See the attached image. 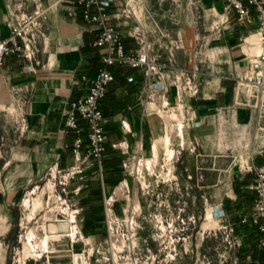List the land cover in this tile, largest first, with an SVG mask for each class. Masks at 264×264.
I'll return each mask as SVG.
<instances>
[{
    "label": "crops",
    "instance_id": "0c3cea01",
    "mask_svg": "<svg viewBox=\"0 0 264 264\" xmlns=\"http://www.w3.org/2000/svg\"><path fill=\"white\" fill-rule=\"evenodd\" d=\"M51 1L12 0L10 13L5 0H0V39L10 32L9 18L37 6L46 9ZM100 1L106 3L107 21L121 32L125 51L139 48L143 38L166 69L160 88L143 99L147 81L143 69L110 67L113 80L99 104L106 136L103 184L94 163L71 175L67 184L81 233L91 245L104 241V196L110 197L119 213L130 204L148 212L163 211L162 204L168 203L172 210H181L187 239L203 238L210 209L215 223L232 225V234L241 243L227 264H264L259 232L250 222L241 221L252 211L255 190L253 174L239 165L247 160L264 169V148L256 138L252 110L231 106L236 76L245 72L247 54L256 49L242 41L256 31V8L249 6L250 16L244 22L229 13L223 28L216 30L213 14L222 9L221 0H145L146 10L137 18L122 15V0ZM69 8L66 3L49 13L44 37L38 38L36 46L39 64L30 66L25 58L15 56H6L0 64V96L7 107L22 105L27 123L22 131L14 119L0 120L1 157L5 148L0 167V228L6 233L5 246L18 240V224L10 208L18 198L14 194H21L23 184L47 179L49 170L72 164L73 133L65 126L64 111L86 93L101 65V50L94 44L98 30L81 19L79 8H75L77 17L70 18ZM186 76L196 92L187 96L189 109L180 117L168 104L175 100V80L185 83ZM179 118L185 122L182 126ZM78 122L86 128L83 120ZM169 151L175 182H160L157 167L147 171L142 164L141 178L133 172L134 155L160 162ZM40 225L47 232V260L28 257L26 264H71L67 236L71 223L46 218ZM144 225L141 234L147 237L150 222ZM37 231L40 235V228ZM105 256H95L94 264H104Z\"/></svg>",
    "mask_w": 264,
    "mask_h": 264
},
{
    "label": "built area",
    "instance_id": "2783aa9c",
    "mask_svg": "<svg viewBox=\"0 0 264 264\" xmlns=\"http://www.w3.org/2000/svg\"><path fill=\"white\" fill-rule=\"evenodd\" d=\"M122 15L137 18L146 10L145 0H122ZM66 3H70L67 15L75 19L77 17L75 8H79L81 19L95 25L98 30L94 44L101 50V65L96 69L86 93L71 101L64 111V123L67 129L73 133L71 141V153L73 162L64 170H49L45 182H50V187L55 204L50 208L47 218L66 219L71 223L68 232L69 248L71 253V264H94L97 255L105 253L104 264H160L162 260L176 251V241H185L187 236L183 235L185 219L181 216V210H172L168 203H163V211L148 212L139 204H130L120 213L114 209L110 197L103 198V221L105 227V238L101 243L89 244L76 223L78 209L74 207L73 200L69 198L67 184L71 175L80 172L88 164H95L101 184H103V173L101 161L105 152V131L104 116L100 108V100L106 92L107 85L113 80V73L110 67L113 64L127 65L131 68L144 70L147 81L142 90L143 99H149L154 90L159 89L158 82L162 78L166 64L157 60L150 50V44L141 38V46L131 51H125L121 32L113 24H110L108 14L105 12L106 3L100 0H52L47 8L40 6L28 11L21 12L17 18H9L8 36L0 39V64L6 56L25 58L30 66L39 64L36 57L38 38L44 37V26L49 19V13L57 11ZM222 9L214 12L213 25L216 30H221L227 21L228 14L232 13L235 20L244 22L250 16L249 6L253 5L257 11V28L252 34L243 38V43L254 44L255 51L247 54V67L245 72L237 74L234 86L232 107H244L252 110L254 114V127L256 138L260 147L264 148V0H221ZM7 10L12 12V0H5ZM95 8V11L92 8ZM186 82L175 80L176 96L173 103L168 104L171 111L176 110L178 116H182L184 110H188L186 99L194 95L195 84L190 76L185 77ZM157 82V83H156ZM180 106H183L181 109ZM14 120L20 124V130L26 126V118L22 105L15 103L10 111ZM78 119L85 122L83 128ZM185 122L179 118L178 126ZM172 152L165 155L160 162L151 159H141L137 154L132 161L133 172L138 178L142 177L144 165L147 171H153L156 167L157 177L161 182H175L176 176L172 173ZM90 162V163H89ZM241 168L253 174V187L255 197L252 211L249 215L241 218L242 222H250L255 225L260 233L258 245L264 248V169L248 163L247 160L239 162ZM130 166V164L128 165ZM60 185V190L56 189ZM140 186L145 181L139 182ZM49 198V196H48ZM58 202L61 206H58ZM214 215V214H213ZM46 219V218H44ZM44 219L42 221H44ZM215 219V216H214ZM150 222L149 234L147 237L141 234L145 228L144 223ZM41 223V222H40ZM41 234L35 235L32 229L26 230L24 238L29 244L30 253L17 255L12 264H26L28 257L34 259H45L48 257L46 243L47 232L40 224ZM224 230L226 238L230 242L234 252L240 246V240L233 233L230 224L216 223L213 235ZM147 239L156 240L162 244L165 240L170 244L164 245L161 250H166L164 259H159L158 254L144 242ZM83 242L77 249L73 244ZM172 242V244H171ZM187 249L184 248V252Z\"/></svg>",
    "mask_w": 264,
    "mask_h": 264
},
{
    "label": "rangeland",
    "instance_id": "374dc122",
    "mask_svg": "<svg viewBox=\"0 0 264 264\" xmlns=\"http://www.w3.org/2000/svg\"><path fill=\"white\" fill-rule=\"evenodd\" d=\"M5 97L0 96V120H13L14 114L9 112L11 106L7 107L5 104ZM6 108H10L6 111ZM13 109V108H12ZM4 147L1 149L2 157L0 156V167L4 161ZM156 178L159 179V177ZM46 179L31 181L28 184H23L19 192L15 193L14 196L18 197L10 207L14 211V218L17 222L18 240L9 242L8 246L2 243V237L5 236V230L0 228V260H4V264H12L16 259L17 255L22 253H30V247L24 233L28 229H32L35 235H38V231L35 226L47 218L50 214V208L55 204L53 197L50 196L52 193L50 182H44ZM161 182V181H160ZM163 184L166 182H162ZM61 184H56V189L60 190ZM49 196V198H48ZM61 204L58 202V206ZM8 212V209H4ZM10 211V210H9ZM214 215L212 210H206V218L204 220V231L203 238L191 236L190 239L185 241H176V251L168 257V260L164 259L166 250L163 251L161 248L170 244V241L165 240L162 244L158 241L147 239L144 243L152 247V249L158 254V258L161 259L160 264H227L230 255L233 252L230 242H228L226 235L227 232L224 230L219 231L216 236L213 235V229L215 227ZM172 244V242H171ZM184 248L187 249L184 252ZM5 256V259H3Z\"/></svg>",
    "mask_w": 264,
    "mask_h": 264
},
{
    "label": "trees",
    "instance_id": "16d2710c",
    "mask_svg": "<svg viewBox=\"0 0 264 264\" xmlns=\"http://www.w3.org/2000/svg\"><path fill=\"white\" fill-rule=\"evenodd\" d=\"M253 225V224H252ZM255 227V225H253ZM256 228V227H255ZM258 231V230H257ZM260 234V233H259Z\"/></svg>",
    "mask_w": 264,
    "mask_h": 264
},
{
    "label": "bare ground",
    "instance_id": "6f19581e",
    "mask_svg": "<svg viewBox=\"0 0 264 264\" xmlns=\"http://www.w3.org/2000/svg\"><path fill=\"white\" fill-rule=\"evenodd\" d=\"M166 141V140H165ZM170 152V151H169Z\"/></svg>",
    "mask_w": 264,
    "mask_h": 264
}]
</instances>
